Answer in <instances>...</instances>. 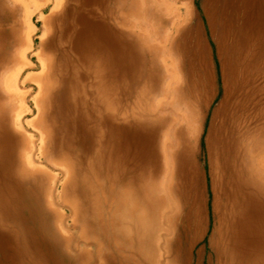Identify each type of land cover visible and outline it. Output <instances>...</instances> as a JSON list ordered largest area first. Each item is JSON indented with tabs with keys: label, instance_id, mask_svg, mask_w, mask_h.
<instances>
[{
	"label": "rangeland",
	"instance_id": "374dc122",
	"mask_svg": "<svg viewBox=\"0 0 264 264\" xmlns=\"http://www.w3.org/2000/svg\"><path fill=\"white\" fill-rule=\"evenodd\" d=\"M53 8L22 128L0 95V264H264V0ZM22 12L0 0V83Z\"/></svg>",
	"mask_w": 264,
	"mask_h": 264
},
{
	"label": "bare ground",
	"instance_id": "6f19581e",
	"mask_svg": "<svg viewBox=\"0 0 264 264\" xmlns=\"http://www.w3.org/2000/svg\"><path fill=\"white\" fill-rule=\"evenodd\" d=\"M15 1L18 2V8L20 9L22 8L24 12L22 13L24 14L25 31L22 30L23 26L20 23L16 22L15 24L16 32H17L16 47L18 48L19 51L21 49L22 50L20 51V53L17 51L18 56L16 55L11 62L12 64L11 67L13 65L18 66L15 72L11 73L9 76H3L4 78H1L0 95L5 103L2 106H4L5 110L10 113V116L13 119L15 127L17 129H20L23 126V122H22L23 117L32 112V110L28 106L25 107V105L28 104V101H31L34 103V105L37 108L38 101L40 100V96L44 88L46 90L50 88L49 80H47V78L49 79V75L48 74L44 75L45 73L43 74V72L46 71V65L43 63L42 64L39 63L41 65L40 74L27 73L23 76L26 70H33L36 67L32 62L31 58L33 59L36 56L38 57L39 54V53L36 54L34 51L33 37L36 34L37 26L35 25L33 18L37 16V21L42 22L45 19L43 11L46 8L53 6V4H54L53 9L61 8L65 6L66 0H39V2L34 0H15ZM15 13H16V17H18L19 11L17 9L15 10ZM23 33L25 39L23 38ZM28 84L34 85L37 88L38 93L36 96H31V92L33 90H26V91L21 90V88H25V86H27ZM4 118L6 119L5 115ZM26 125H29L31 127L33 123L32 121H26ZM32 140L30 141L33 143L34 141ZM38 152L39 153L36 159L39 162L42 161L44 156L43 153H40V151ZM35 164L36 163L32 158L31 152L29 151V154L26 157L23 166L24 171L21 170V173H23L27 177L30 176L35 177L36 173L33 172V170L36 171V169H39V167Z\"/></svg>",
	"mask_w": 264,
	"mask_h": 264
}]
</instances>
